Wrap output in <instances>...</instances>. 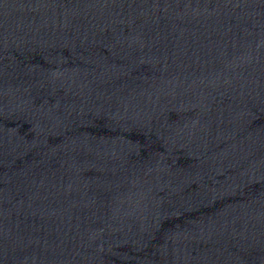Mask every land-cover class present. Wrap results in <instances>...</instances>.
Returning <instances> with one entry per match:
<instances>
[{"label": "water", "instance_id": "95a60500", "mask_svg": "<svg viewBox=\"0 0 264 264\" xmlns=\"http://www.w3.org/2000/svg\"><path fill=\"white\" fill-rule=\"evenodd\" d=\"M0 264H264V0H0Z\"/></svg>", "mask_w": 264, "mask_h": 264}]
</instances>
